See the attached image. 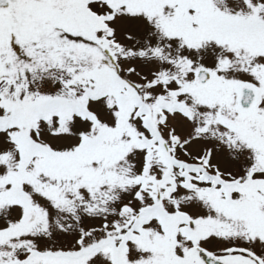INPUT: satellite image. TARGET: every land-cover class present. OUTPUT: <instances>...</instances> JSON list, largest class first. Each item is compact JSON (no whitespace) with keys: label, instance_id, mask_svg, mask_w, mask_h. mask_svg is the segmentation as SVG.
I'll use <instances>...</instances> for the list:
<instances>
[{"label":"snow or ice","instance_id":"1","mask_svg":"<svg viewBox=\"0 0 264 264\" xmlns=\"http://www.w3.org/2000/svg\"><path fill=\"white\" fill-rule=\"evenodd\" d=\"M0 264H264V0H0Z\"/></svg>","mask_w":264,"mask_h":264}]
</instances>
